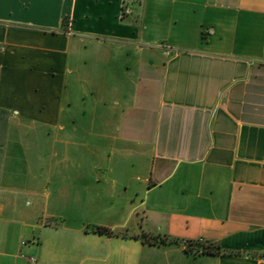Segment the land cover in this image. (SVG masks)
Listing matches in <instances>:
<instances>
[{"label":"crops","instance_id":"obj_1","mask_svg":"<svg viewBox=\"0 0 264 264\" xmlns=\"http://www.w3.org/2000/svg\"><path fill=\"white\" fill-rule=\"evenodd\" d=\"M0 48V264H264V0H0Z\"/></svg>","mask_w":264,"mask_h":264},{"label":"rangeland","instance_id":"obj_2","mask_svg":"<svg viewBox=\"0 0 264 264\" xmlns=\"http://www.w3.org/2000/svg\"><path fill=\"white\" fill-rule=\"evenodd\" d=\"M137 204H133L134 206ZM129 204L115 203L114 210L115 216L108 217L106 212L96 211L88 204H82L81 209H77L75 214L70 217V222L68 226H79V225H111L115 229L123 226L127 228L129 233L139 234V224L140 220L136 215H132L130 218L125 216L126 210ZM136 231V232H135ZM135 237V236H134ZM100 240L99 238H93ZM113 242H119L120 244H125L126 247L115 246L111 253L105 248V250L100 251L103 253V257L107 258V261L102 264H178L174 260L167 261L162 253L157 249H140V243L135 241H123L121 239H116ZM108 253L110 254L108 256ZM102 255V254H100Z\"/></svg>","mask_w":264,"mask_h":264},{"label":"trees","instance_id":"obj_3","mask_svg":"<svg viewBox=\"0 0 264 264\" xmlns=\"http://www.w3.org/2000/svg\"><path fill=\"white\" fill-rule=\"evenodd\" d=\"M96 232L98 234H107L110 235L112 232L106 228H102V227H96L95 228ZM167 241L165 239H153V243H159V244H164ZM169 243H172L171 241H169ZM187 244V248L185 249L186 252L188 253H194L195 255L197 254H207V255H219L221 254V250L218 247L212 246V245H208V244H204V243H191V242H185ZM193 247V249H192ZM195 247V248H194ZM195 249V251H194Z\"/></svg>","mask_w":264,"mask_h":264},{"label":"built area","instance_id":"obj_4","mask_svg":"<svg viewBox=\"0 0 264 264\" xmlns=\"http://www.w3.org/2000/svg\"><path fill=\"white\" fill-rule=\"evenodd\" d=\"M0 51H3V48H0Z\"/></svg>","mask_w":264,"mask_h":264}]
</instances>
